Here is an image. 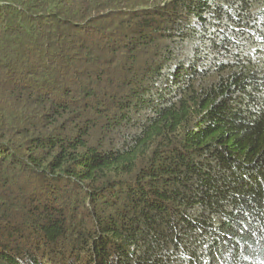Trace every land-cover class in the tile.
Returning <instances> with one entry per match:
<instances>
[{
    "label": "trees",
    "instance_id": "1",
    "mask_svg": "<svg viewBox=\"0 0 264 264\" xmlns=\"http://www.w3.org/2000/svg\"><path fill=\"white\" fill-rule=\"evenodd\" d=\"M0 264H264V0H0Z\"/></svg>",
    "mask_w": 264,
    "mask_h": 264
}]
</instances>
